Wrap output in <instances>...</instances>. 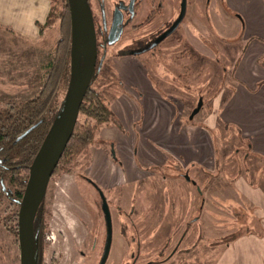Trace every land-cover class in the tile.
<instances>
[{
	"label": "flooded vegetation",
	"instance_id": "flooded-vegetation-1",
	"mask_svg": "<svg viewBox=\"0 0 264 264\" xmlns=\"http://www.w3.org/2000/svg\"><path fill=\"white\" fill-rule=\"evenodd\" d=\"M88 2L97 49L88 88L94 96L99 94L106 114L101 122L95 117L91 119L96 128L90 144L89 165L85 168L91 172L90 176H81L89 186L93 205L75 203V207L86 208L82 215L69 203L65 206L60 213L64 243L59 251L48 256L45 243L48 213L44 197L37 231L41 233L38 264H74L77 257L79 264H165L176 254L190 252L191 246L182 245L188 243L195 223L202 224L209 197H215L219 217L215 223L223 231L225 209L221 201H224V188L232 186L244 197L239 199L237 209L244 218L240 226L245 231L239 230L229 241H223L228 242L226 249L244 236L256 237L258 234H251L252 229L246 223L253 206L246 210L243 202L250 201L247 192L255 193L258 186L264 187L258 181L261 168L255 172V181L251 180L247 166L241 165L235 171L233 162L239 147L235 154L225 155L222 148L226 144L224 131H231L230 136H238L244 144L242 147L247 148L244 162L249 156L264 162V129L261 134L260 129L252 130L264 125V76L254 69L264 68V0ZM185 25L194 28L191 33L196 36L195 43L184 42L188 53L184 59L160 66L157 59L160 52L173 48L175 33ZM208 51L214 55L211 57ZM205 65L221 67L224 74L232 68L229 77L232 84L227 82V77H220L216 81L221 83L220 88L210 92L215 80L203 75L206 67L197 77L190 75ZM175 66L184 74L176 75ZM161 69L168 76L158 75ZM225 86L230 90L226 91ZM180 88L186 93L176 92ZM207 94H210V106ZM188 96L195 99L186 103ZM239 99H242L240 108ZM244 102L250 109L248 106L243 109ZM255 102L259 109L253 108ZM6 109L11 111L10 107L0 109V116ZM101 128L109 132L110 138L99 146L95 137ZM96 148V154L99 149L103 151V161L95 160ZM7 161L0 153V165ZM230 170L233 171L228 176ZM10 174L0 170L1 189L20 207L21 199H15L11 184H6L5 177L10 178ZM259 210L264 213V203L259 205ZM195 211L199 215H191ZM181 226L183 229L179 230ZM74 243L83 245L75 259ZM158 243L162 244L161 248L155 249ZM154 250L163 259L143 261V256L153 254Z\"/></svg>",
	"mask_w": 264,
	"mask_h": 264
},
{
	"label": "rangeland",
	"instance_id": "rangeland-1",
	"mask_svg": "<svg viewBox=\"0 0 264 264\" xmlns=\"http://www.w3.org/2000/svg\"><path fill=\"white\" fill-rule=\"evenodd\" d=\"M51 2L52 8L48 21V29L45 30L42 35V38L37 42H32L19 38L0 29V109L7 108L10 104L25 102L35 97L41 90L44 82L48 77V73L50 71V64L51 62H54L56 58V50L59 40L61 38L60 25L62 23V16L65 11L64 0H51ZM187 27L188 25H185V28L183 30L179 32L177 31L175 33V40H172L173 42H171L173 44V48H170V50L164 49V51L160 52V57L157 58L159 60L158 64L160 66L162 63L168 65L167 63H171V61L173 62L174 59L176 61L182 60L188 54L184 50V42L187 41V43H189L188 41H190L191 43H195L196 36L191 33V30L194 28L191 27L190 29H188ZM207 53L211 57L214 55L213 52L208 51ZM175 67L176 75L184 74L182 70L177 71L178 66ZM205 67L206 75L204 74V72L203 75L208 76V79L214 77L213 79L215 80L213 84L214 87L210 89V92L216 91L220 88L221 83L216 82L220 77H227V82L230 85L232 84V79L229 78L232 77V68H229L228 71L224 74L222 72L221 67H218L216 65H205L203 66V69L197 67L194 73L190 72V75H192V77H197L198 75H200V73H202V70H204ZM106 70L107 68L105 69V71ZM158 75L168 76V73H164L161 69L158 71ZM187 75L188 74H186V76ZM193 79L194 78H192V80ZM190 80L191 79H189L188 81L190 82ZM179 84L181 85V83ZM225 87L226 91L230 90L228 86ZM180 89L181 90L177 89L176 92H182V94L186 93L184 89ZM63 93L64 90L60 93L59 100L62 99ZM189 96L185 98V101H187L186 103H188V100L192 102L195 99V96ZM209 98L210 94H207L206 99L208 106L211 105V100H209ZM8 101H10V103L7 104ZM208 106L206 108H208ZM204 114L205 110L203 111L202 116ZM78 119L79 121L84 122L85 116L81 114L79 115ZM223 134L224 142L226 143L222 148V153L224 155L228 153L231 154L232 152H234L233 154H235V149L237 147H239L240 149V152L235 154L236 160L234 158L235 161L233 162L236 163L235 171L237 172L241 165L247 166L251 172L249 174L251 180L255 181V172L259 168H261V170L259 169L261 172L258 176V181L260 180L261 184H263L264 175L262 167L264 166V162H261L256 158H252L251 156H249L250 159H248L247 162H244V152L247 150V148H245V146L242 147L244 144H241L238 140L239 138H236L238 136L234 134L233 137L230 136L232 134L231 131H224ZM95 138L97 139V142H99L100 146L103 144L101 141L110 138V134L105 128H101V130L96 134ZM97 148L95 149V160L97 158L98 162L103 161L104 153L101 149H99V153L96 154ZM88 160V155L80 154L76 156L73 160H71L69 163L64 162L59 169L55 170L50 179L46 196L44 199V208L48 213L46 224L47 231L45 235V243L48 256L51 254H55L56 250L59 251V247L62 246V244L64 243L63 237L65 234H63V232L60 230L62 229L63 225V217H60V213L64 210L65 206H67L68 203L70 204L69 206H73V208L75 207V203L84 206H88L89 204H91V206L93 205V200L88 195L89 186L87 182L81 178L83 174L90 176L91 171L89 169H85L89 165ZM230 166L228 165V170ZM232 171L233 170H230V173H228L227 175L231 176ZM20 173L21 174H19V177L25 179V182H27L29 172L23 169L22 171H20ZM5 178L7 180L6 184L8 186L12 182V190H17L18 187H20V185L14 182V179H11V174L10 178L9 176ZM19 182L20 181H18V183ZM24 184L26 186V183ZM239 194L241 195V191L238 189L234 191L233 186L227 189L226 187L224 188V201L222 199L221 203L224 205L225 209L223 212V223L225 227L222 232L220 231L219 226L215 223V221L217 222V220H219L218 215H216L217 211L215 208V197H209L208 211H206L204 215H202V224L200 222L195 223L196 227L192 228L191 237L190 239L188 238L187 241L188 243L182 245L191 246L190 252L184 253L183 251L180 254H176L172 260L166 262L165 264H264V220H262V222L260 220L262 219V216H264V213H260L261 211L259 210V205H257V203L260 202L264 203L263 186L261 188L260 186H258L255 193H253L252 191L246 193L251 202L248 201L249 203L245 204L242 201L246 210L249 208L248 206H253V209L250 214H247L246 223L249 224V228L252 229L250 233H255L258 235L249 239H238L235 243L229 245L228 249H226L228 242H223L229 241L231 236L237 234L243 229L240 226V221L244 220V218L240 215L237 206L239 205V199L244 200V197L243 195L240 196ZM72 199L76 202H71ZM180 199L181 201H183L184 197L181 196ZM233 205L235 206L234 208ZM176 208H179V201L177 200ZM18 209L19 205H17L12 199H9L6 194H4L0 185V264L20 263L17 231L18 214L15 216V213H18ZM75 210L79 211L81 215L86 212V208L81 209L78 208L77 205L75 207ZM166 211L167 206L165 211L161 213V219H159L161 222L165 218ZM195 214L197 215L198 211L191 213V215ZM221 215L222 213H220V217ZM137 220L138 218L136 217V221ZM182 226L179 230L183 229ZM243 231H245V228L243 229ZM205 235H207L206 238H204ZM161 242H163V240H161ZM79 244L80 243L73 244L74 259L76 258L75 256L77 255L76 253L78 249L82 248L83 246L82 244L79 246ZM161 245V243L155 244L154 248L160 249ZM119 248V242H117L116 249L119 250ZM240 248H242L244 254L247 252L245 255H250L248 259H238L235 256L234 252H238ZM249 249L252 252H250ZM114 252L117 251L115 250ZM224 252L226 253V255L224 254L225 256L223 257ZM148 259H152L153 261H161L163 259V256H159L154 250L153 254L147 253L143 256V261H147ZM76 260L77 261L75 263L79 264L78 261H80V259L77 257Z\"/></svg>",
	"mask_w": 264,
	"mask_h": 264
},
{
	"label": "trees",
	"instance_id": "trees-1",
	"mask_svg": "<svg viewBox=\"0 0 264 264\" xmlns=\"http://www.w3.org/2000/svg\"><path fill=\"white\" fill-rule=\"evenodd\" d=\"M64 7L65 11L60 25L61 38L57 46L56 58L50 64L48 77L41 90L35 97L25 102L10 104L11 111L6 109L7 112L0 116V153L11 162L2 163L0 170L11 173V179L20 185L17 190H12L13 196L17 200L22 198L24 183H26L25 179L19 177L20 171L23 169L28 171L45 135L56 118L61 102V99L59 100L60 93L64 90V97L68 89L71 24L67 0H64ZM104 113V106L99 94L94 96L91 88H88L79 112V115L85 116V120L81 122L77 119L72 136L55 170L59 169L64 162L69 163L80 154L90 156V144L96 128L91 119L95 117L98 122H101L106 115ZM34 124L36 126L29 133L18 139L23 132ZM7 166L10 167L7 168ZM18 181L20 182L18 183ZM14 202L19 205L16 201ZM42 207L43 201L34 223L36 232L39 227ZM17 214L15 213V216ZM38 236L40 240L41 233Z\"/></svg>",
	"mask_w": 264,
	"mask_h": 264
},
{
	"label": "water",
	"instance_id": "water-1",
	"mask_svg": "<svg viewBox=\"0 0 264 264\" xmlns=\"http://www.w3.org/2000/svg\"><path fill=\"white\" fill-rule=\"evenodd\" d=\"M67 1L71 24L68 89L61 99L56 118L29 166V175L17 216L20 264H38V233L34 230L36 215L45 197L49 181L72 136L95 69L96 35L89 2L88 0ZM200 105L201 103L195 111ZM35 126L36 124L28 128L18 139Z\"/></svg>",
	"mask_w": 264,
	"mask_h": 264
},
{
	"label": "crops",
	"instance_id": "crops-1",
	"mask_svg": "<svg viewBox=\"0 0 264 264\" xmlns=\"http://www.w3.org/2000/svg\"><path fill=\"white\" fill-rule=\"evenodd\" d=\"M51 6V0H0V29L19 38L37 42L42 38L45 30L48 29ZM254 69L258 75L264 76L263 67L256 66ZM241 105L242 99H239V108ZM247 106L250 109L249 104L244 102L243 109ZM254 107L259 109L260 105L258 106L255 102ZM255 129H264V125L252 128L254 132L257 131ZM262 132L261 130L258 133L261 134ZM260 204L262 203H257V205ZM243 238L249 239L247 236ZM249 251L252 252L250 249ZM245 254L240 248L235 256L238 259H248L250 255Z\"/></svg>",
	"mask_w": 264,
	"mask_h": 264
}]
</instances>
